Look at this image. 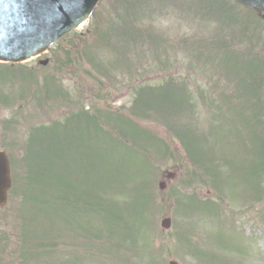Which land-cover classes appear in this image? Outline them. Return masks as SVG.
<instances>
[{"label": "rangeland", "instance_id": "374dc122", "mask_svg": "<svg viewBox=\"0 0 264 264\" xmlns=\"http://www.w3.org/2000/svg\"><path fill=\"white\" fill-rule=\"evenodd\" d=\"M112 1L104 0L99 5L97 13L102 17V20L98 26L95 22L93 24L88 22L77 31L83 36L79 45L80 55H75L70 64L64 66L62 70H60L62 65H57L54 60H51V64L47 68H40L42 66L38 65V60L27 63L26 68L41 75L37 79L38 87L36 89L23 87L18 83L21 81L20 79L3 78L15 77L14 70L7 73V69L4 68L7 66H0V150L10 152L15 159L18 158V150L32 157L47 155L46 152L41 151L44 143H48L52 148L59 147V139L53 137L51 133H47L50 131L45 130L49 123L70 121L69 127H65V129L70 135L78 136L83 131L80 126L81 122L70 116L78 111L80 104H83L82 108H85L86 111L89 107L93 109L94 95L100 90V95L108 96L109 99L106 102L98 101V108H96L98 110L102 109L117 114L123 112L121 116L131 119V113L146 117V113H149L146 111L148 108L150 110L149 117L165 121L170 127V133L161 120L146 121V123L138 121L137 124L166 142L171 152V158L166 160L160 153L153 152V149L157 148V139L148 147L142 143L143 136L146 137V135L136 131L128 121H124V123L129 130L128 134L132 133V138H127L131 145L127 144L124 138L119 136V132L113 130V127H109V125L101 127V132H112L116 139L123 141L121 148L131 150V152H125L124 157L134 158L138 167L134 172L133 183L127 189L131 191L129 195L123 197L122 194L123 184L129 183V177L123 172L121 175L113 174L112 183L100 186L95 206V212L100 216H98V220L95 217H90L88 221L94 228L97 226L99 233V241L93 247H82L81 238L75 239L78 230L74 226L72 216L70 224L72 203L75 200L74 197L71 202L69 200V193L73 194V190L68 185L72 184L71 179H67V186L63 181H58L52 183L51 186L33 190L27 204L31 205V211L23 213L24 205L20 201H24V198L20 196L19 191L17 193L16 188L21 165L15 163V167L12 166L15 187L7 207L0 210V264H76L77 256L80 258V264H121L116 259L117 251L120 249H129L132 252L135 258L129 261L130 264H169L174 260L181 264H225L215 260L207 253L209 250L207 242L213 253L215 251L230 264H264L262 255L264 253V218L263 220L259 219V216L254 212V203L258 201V208H255V211L260 210L264 213V199L259 200L256 195L264 194V177L256 183L253 167H249L248 159L245 158V154L246 157H251L250 152L254 153L255 151L245 150L244 154L238 152L234 146L228 147V151L227 148L221 149L223 146L219 141L209 139L211 147L217 150L215 151L220 165L223 166L222 158L226 156V159L232 162L236 175H231V169L226 168L228 174L226 175L227 180H224L226 188L223 196L225 204L218 203V208L212 211L209 205L196 204V201L205 203L220 201L221 196L219 195L223 194L218 185V182H221L220 178L218 182L208 185L204 182L196 184L198 177L203 173L197 169V165L205 162L203 157L209 152L207 150L202 153L200 150H196L193 158L189 160L182 145H186L188 141L184 135H179L186 124L173 121V117H178L179 104L181 106L182 104L180 102L178 104L175 88L172 85L167 86V82L180 81L186 76L191 81V91L194 88L206 91L210 87L208 80L211 78V72L209 77L204 76L199 69L206 67L202 63L198 70L193 71L189 68V57L184 56L187 49L180 48V46L178 47L179 52L175 54L170 48L167 50V56L172 59L171 61H167L166 64L162 61L158 62L152 48L143 42L139 43L134 34L135 31L148 29L154 35H163L165 39L171 41L180 42L181 39L187 37L191 39L200 37L206 40L207 37L212 38L213 36L231 37L232 32H239L237 31L239 23L234 22L236 19L228 18V16L223 18V21L216 18L208 21L211 19L208 17L207 22H199L205 19L195 14L199 0H170L169 2L147 0L149 10L151 5L155 24L152 26L149 24L132 25L133 34L129 35L131 40L129 56L123 54L126 56L125 58L115 60L116 54L111 50L115 49L114 44L111 42L106 44L107 38L103 37L108 36V22L117 16L116 7L112 5ZM217 1H226L231 7L236 6L231 0ZM178 4L182 5L181 12L178 11ZM238 10V12L234 11V14L237 17H242V20L251 21L253 19L252 14L247 10L241 8ZM134 12L136 13V10ZM199 12L205 17L208 16L206 7H200ZM120 25L122 26V24ZM255 36L261 37L264 43V27ZM112 38L114 39V37ZM110 39L108 38V40ZM253 39L254 41L259 40L257 37ZM136 41H138L137 44H135ZM86 43H98L100 49L93 53H86L83 57V47ZM139 44L142 45L138 46ZM69 45L71 42L64 41L58 43L51 51H62L58 55L64 63H67L68 53L65 52V49H69ZM106 45L110 49H107ZM133 46L136 47L137 52L135 49L133 50ZM244 48L245 46L241 50H245ZM141 49H144V61L136 57ZM236 50H240V46ZM241 50L239 52H242ZM117 55L122 54L117 53ZM45 56L50 57L51 55ZM77 59L79 61H76ZM118 63H122V65L119 67ZM95 66L102 75L94 71ZM131 66L134 67V75L128 74L131 73L129 70H132ZM221 66L227 71V66L223 62H221ZM118 68L121 70H117ZM230 69L242 71V77L247 79L246 84L259 85L256 86L257 94L264 101V84L259 79L248 77V71L260 72L263 75L264 71L253 67V62L245 65L244 60H241L238 66L230 65ZM53 74L59 77L58 83L62 88L73 95L74 100H72L75 105L69 104V107L62 105L59 98H55L52 103H49L46 94L42 97L43 110L42 105L38 106L33 102L35 100L33 97L25 102H20L27 95L34 93L40 95L41 89L46 87L45 78ZM238 79V77L235 78V80ZM135 83H139L141 86L167 87L165 91L155 89L158 91L155 92L158 97L153 100L148 97L146 100L143 96H148L149 90L144 91L143 96V90L136 94ZM225 83L226 85L212 97L215 99L213 102L204 104L198 99L197 103L195 99L193 100L197 106L195 110H198V115L201 118L199 124L202 127L205 126L206 119L213 118L215 114L216 119L213 125L224 124L225 126L232 122L238 124L235 114L228 111L227 103L223 101L222 94H226L223 90L225 87L229 89V93H233L231 85L228 82ZM231 84L239 83L232 82ZM80 94L81 99L77 100ZM11 99H19V102L16 104ZM8 101H12L11 107L6 106ZM211 104L212 106H209ZM125 111L129 115H126ZM212 111L214 112L213 116ZM26 115L30 117L28 118ZM228 121L231 122L227 123ZM229 129L231 126H228ZM243 130L244 134L248 135L246 129ZM234 141L235 136H232L227 139L226 144L231 145ZM72 143L73 145H69L66 150L68 153L73 152L72 159L75 160V163L72 160H63L60 163V169L64 166L65 178H79V187L82 191V184H87L88 177H96L97 166L103 164L100 153H103L105 158L108 145L96 143L93 145L96 148L94 152L84 147L75 146L76 141ZM143 162L147 170L153 164L156 166L148 177L145 174ZM51 166L52 162L48 163L47 167ZM76 168L79 170L78 177L75 176ZM164 173L173 174V178L163 180L166 190L162 192L159 189V183L162 182ZM90 181L94 187L96 181L93 179ZM147 181H149V186H141L142 189L149 192V195L144 198L145 192L138 191V186L139 183L144 185ZM91 196L96 200L93 195ZM87 197L88 195L85 196V198ZM123 200L131 203L136 200L137 206L124 209L122 207ZM111 207L113 208L107 212ZM85 210L89 212V209ZM137 213L144 222L143 225L139 224L137 229L139 245L132 238L128 227L131 216ZM23 217L27 219L24 220L25 228H27V222L31 225L28 229L30 236L25 237V243L30 247V256L26 261L15 254L23 240ZM243 218L246 220L247 226ZM166 219L172 220L171 228L168 231L162 227ZM138 221L137 219L136 222L138 223ZM85 224L86 222H82V227ZM142 233H145V237ZM1 234H4L3 237L8 236L9 239H14L17 245L5 249L1 243L3 238ZM80 235H83L82 230ZM84 243L89 244V238H85ZM198 245L201 249L197 247ZM77 246H81V248L74 250L73 248ZM253 248H255V252H253ZM82 250L89 252L84 259L81 256ZM109 251L116 258L111 257ZM258 254L261 256L260 260Z\"/></svg>", "mask_w": 264, "mask_h": 264}, {"label": "water", "instance_id": "95a60500", "mask_svg": "<svg viewBox=\"0 0 264 264\" xmlns=\"http://www.w3.org/2000/svg\"><path fill=\"white\" fill-rule=\"evenodd\" d=\"M264 19V0H236ZM99 0H0V61L21 62L44 53L52 43L78 28ZM10 164L0 153V206L11 188ZM170 222L167 221L169 228ZM177 264V263H171Z\"/></svg>", "mask_w": 264, "mask_h": 264}, {"label": "trees", "instance_id": "16d2710c", "mask_svg": "<svg viewBox=\"0 0 264 264\" xmlns=\"http://www.w3.org/2000/svg\"><path fill=\"white\" fill-rule=\"evenodd\" d=\"M239 76L242 77L243 76L242 73H239ZM248 77H251L254 79H259V81L264 84V75L260 72L248 71ZM246 83H247V79L242 77L240 79L242 97L245 98L249 102L253 99L260 100L261 97L257 94V87H256L259 85L246 84ZM149 95L153 99H156L155 93L153 90H149ZM258 106L261 109H263L264 103L261 102V103H259ZM146 117L152 118L151 116L149 117V114H146ZM164 125L167 126V128H170L166 122L164 123ZM102 143H106L108 145V148L105 151V155H106L105 158L103 157L104 154L100 153V156L103 159V164H101L98 167V172H99L100 179H101L100 186L101 185L106 186V185L113 182V179L110 176L112 167L115 166L118 169L117 171L120 172V174H121V172L126 171L125 169H127L129 166L136 165V161L134 160V158L133 159L125 158L124 157L125 152L121 147L111 148L110 145L106 141H101V144ZM203 158L205 161L210 160V156H208V155H204ZM46 161L52 162L48 158L40 157L38 163H35L32 166H30V174L31 175H36V174L52 175L54 173L64 174L65 171L60 169V165L52 164L51 167H47L45 165ZM112 208L113 207H111L107 212H109ZM137 219L139 220L138 223L136 222ZM129 224L132 225V227L129 228L131 231V234H132V238L136 241L137 245H139L138 244L139 239L137 236V229L140 226L139 224L143 225V220L141 219V217L138 214H134L131 216V218L129 220ZM129 224H128V226H129ZM142 235H143V237H145V233H142ZM109 254H111L110 251H109Z\"/></svg>", "mask_w": 264, "mask_h": 264}]
</instances>
